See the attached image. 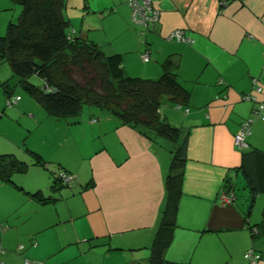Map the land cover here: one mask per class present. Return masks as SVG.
I'll use <instances>...</instances> for the list:
<instances>
[{
	"label": "crops",
	"instance_id": "1",
	"mask_svg": "<svg viewBox=\"0 0 264 264\" xmlns=\"http://www.w3.org/2000/svg\"><path fill=\"white\" fill-rule=\"evenodd\" d=\"M150 1L158 22L145 33L133 23L127 0L113 3L119 15L114 23L122 37L104 53L120 55L129 77L156 80L165 72L175 74L188 99L181 106L170 102L172 112L164 113L168 123L181 130L179 142L158 137L152 130L121 125L108 114L83 107L78 128L64 131L57 123L53 142L44 137L28 143L31 132L54 118L34 100L19 97L17 105L8 109L12 116L26 119L29 134L22 144L0 135V155L13 154L28 168L13 176L20 189L0 182V264H148L167 201L172 152L183 137L187 142L182 194L165 259L184 264H264V224L257 227L255 238L247 229L264 221V196L255 197L258 202L248 216L236 203L235 191L234 204L219 201L226 180L233 186L238 178L246 181L241 169H248V162H243L233 138L256 104L243 97L259 86L260 93L254 95L257 102H264V0ZM13 5L0 0V13ZM7 16L0 14V30L16 20ZM176 30L191 44L168 42L166 38ZM78 36L102 47L89 34ZM145 50L148 62L141 59ZM10 76V69L1 65L0 83ZM5 99L0 87L3 113ZM246 141V152H264V119L252 125ZM65 145L82 153L80 165L56 160L54 155ZM29 151L47 167L34 165ZM53 170L72 176V185L53 192ZM36 192L55 200L39 202L30 195ZM249 249L261 259L246 261L244 253Z\"/></svg>",
	"mask_w": 264,
	"mask_h": 264
},
{
	"label": "trees",
	"instance_id": "2",
	"mask_svg": "<svg viewBox=\"0 0 264 264\" xmlns=\"http://www.w3.org/2000/svg\"><path fill=\"white\" fill-rule=\"evenodd\" d=\"M10 1L20 7V14L16 23H8L5 34L0 37V65L7 64L11 71L9 80L0 83L6 96L5 102L10 98H19L14 95V90L20 87L51 118L76 117L83 107L88 106L99 111L97 113L112 116L121 125L141 132L152 130L158 137L179 142L181 130L168 123L162 110L165 101L181 106L188 99V93L176 81L174 73L165 72L156 80L127 76L120 55H106L94 42L68 32L69 23L62 15L64 0ZM84 7H87L86 3ZM155 27L140 28L145 33ZM32 77L39 78L42 85L33 84ZM4 107L8 109L5 103ZM186 142V137H183L172 152L165 183L167 201L150 247L148 264H184L167 261L164 254L173 241L176 227ZM246 151L241 153L243 162H248V169L241 170L246 180L244 188L248 190L245 199L248 216L255 197L264 195V152ZM29 153L34 165L47 167L37 153ZM27 168L28 164L13 154L0 155V182L15 185L13 176L24 174ZM61 174L66 172L61 170L52 175L53 192L72 185L62 183ZM15 187L20 189L17 185ZM227 190L234 193V186L229 180L224 186V191ZM30 195L42 203L55 200L44 197L41 192ZM263 224L264 221L257 226H247L252 238L258 234L257 227ZM254 229H257V234H253Z\"/></svg>",
	"mask_w": 264,
	"mask_h": 264
},
{
	"label": "rangeland",
	"instance_id": "3",
	"mask_svg": "<svg viewBox=\"0 0 264 264\" xmlns=\"http://www.w3.org/2000/svg\"><path fill=\"white\" fill-rule=\"evenodd\" d=\"M128 1L129 0H127V5L131 10ZM86 2L87 4H89L88 9L84 7ZM64 3L65 5L64 8L62 9V15L64 19L69 23V27H68L69 33H71L72 35L82 34L84 36L89 34L90 37L96 39L97 41H99V43H101L102 45L101 48L103 52H108L109 48H115L117 46V43L120 42V38L122 37V34L120 32V27H118L114 23L115 16H119L117 14L118 12L116 13L114 4L119 5L118 4L119 0H64ZM4 13L8 15L7 17H11L14 15V18L16 19L14 23H16L17 18L20 14V7L13 5V7H11L9 11L2 12L0 14H4ZM5 29L6 27L0 30V37H2L5 34ZM2 65L7 66L9 68L7 64H2ZM31 82L37 86L42 85V81L37 77H32ZM14 95L19 97L25 96L26 98L31 100V102H34L32 101L33 99H31L32 97H30L20 87L15 88ZM33 104H35V106H37L38 108H41L36 103ZM165 105L162 106V110L164 109V111L168 116L170 109L172 108L171 103L169 101L168 102L165 101ZM85 108H89V107L86 106ZM91 108L94 110L93 107ZM5 110L6 111L2 113V116L0 118V135L1 136L4 135V138L12 141V143L14 144H19V143L22 144L23 141H26L24 137L28 136L29 134L26 128V121H25L26 119L23 117L18 119V117H14L11 115L10 109H5ZM94 111L99 112L96 109ZM81 112L76 117H71L67 119H52L53 123L51 124L48 123L46 125L40 126L39 128L35 129V131L29 134L28 143L44 137L50 139L48 140L49 142H53L52 140H55V138L53 137L55 130L54 124L57 123H60V128H63L64 131H66L67 128L69 127L78 128L79 126L82 125ZM177 112L176 115L178 116L179 113L177 114ZM22 113L23 115H26V112H22ZM166 114L164 115L166 116ZM64 135L70 136V134L66 132H64ZM67 139H70L69 143H71V138L69 137ZM50 153L52 154V152ZM84 153L85 151L83 152V154ZM81 154L77 151L74 150L72 151V149L68 148V145H65V147L62 150L58 151L54 156L56 157V160L58 159V161H61V163H65L63 165L74 166V165H80L79 162H80V156H82ZM53 172L58 173L57 170H53ZM232 179L234 180V177ZM234 189L237 195L236 203H238L240 207L244 211H246L247 210L246 206L248 202H246L245 199L248 197V190L244 188V183L240 178H238L237 183L234 181ZM256 202H258L257 198H255L254 204Z\"/></svg>",
	"mask_w": 264,
	"mask_h": 264
},
{
	"label": "built area",
	"instance_id": "4",
	"mask_svg": "<svg viewBox=\"0 0 264 264\" xmlns=\"http://www.w3.org/2000/svg\"><path fill=\"white\" fill-rule=\"evenodd\" d=\"M129 6L131 8L132 20L134 24H136L137 26L146 30L154 27L157 24L158 12L153 8L150 0H129ZM166 40L168 42L174 40L179 43H187V44H191L192 42L188 38H186L183 32L180 30L171 32V34H169ZM141 59L143 62H148L150 60L149 53L145 51L141 56ZM254 85H256V82H254ZM253 91L254 93H260L261 88L259 86H256ZM254 93H248L243 97L244 101L255 103L256 106L253 108L250 117H248L241 123L239 131L233 138V144L235 148L240 152L246 151L248 149V144L246 139L250 135L252 124L258 119H264V115H263L264 102L262 101L257 102ZM18 99L19 98L17 97L8 99L5 102L6 107L8 108L12 107L14 104H16ZM60 178L62 180V183L66 185H71L73 182V177L67 174H61ZM234 200H235V195L232 191L230 192L229 190L223 191V193L220 195L219 198V201L223 205H231L233 204ZM253 234H257V229L253 230ZM244 259L248 262L254 263L259 261L261 258L260 255L257 254L253 249H249L244 253ZM25 264H39V263L26 261Z\"/></svg>",
	"mask_w": 264,
	"mask_h": 264
},
{
	"label": "water",
	"instance_id": "5",
	"mask_svg": "<svg viewBox=\"0 0 264 264\" xmlns=\"http://www.w3.org/2000/svg\"><path fill=\"white\" fill-rule=\"evenodd\" d=\"M136 264H139V263H136Z\"/></svg>",
	"mask_w": 264,
	"mask_h": 264
}]
</instances>
